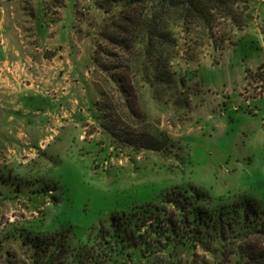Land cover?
Masks as SVG:
<instances>
[{"label": "rangeland", "instance_id": "rangeland-1", "mask_svg": "<svg viewBox=\"0 0 264 264\" xmlns=\"http://www.w3.org/2000/svg\"><path fill=\"white\" fill-rule=\"evenodd\" d=\"M96 2H0L3 189L19 181L24 191L56 185L55 198L2 201L0 240L12 225L66 228L73 239H85L113 213L186 184L216 203L247 196L264 208V0H240L234 19H216L212 36L222 48L213 39L184 44L185 35L175 29L182 53L171 60L174 83L154 81L139 46L128 53L106 41L102 30L110 14ZM96 49L110 70L93 61ZM15 96L29 119L6 127L4 116L13 110L4 112V103ZM106 124L117 128L115 139ZM155 128L170 139L164 150L123 141L126 132ZM17 132L19 139L12 136ZM252 239L264 243V234L229 246ZM0 246L15 254L8 257L13 264H32L17 242ZM4 259L0 253V264Z\"/></svg>", "mask_w": 264, "mask_h": 264}, {"label": "trees", "instance_id": "trees-1", "mask_svg": "<svg viewBox=\"0 0 264 264\" xmlns=\"http://www.w3.org/2000/svg\"><path fill=\"white\" fill-rule=\"evenodd\" d=\"M95 1L110 14L102 30L106 41L128 53L139 46L138 53L150 60L154 81L159 83H174L171 60L182 53L175 29L185 35L184 44L188 41L204 44L206 39H213L216 19H234V6L240 2ZM194 36L198 39L192 40ZM221 41L219 44L213 39L214 46L222 48ZM97 53L96 49L93 61L106 71L110 70L99 63ZM195 57L191 54L190 60ZM180 83L183 85L184 79H180ZM96 108L103 110L104 119L111 121V114H107L105 108ZM103 128L116 138L115 126L106 124ZM124 137L123 141L136 149L164 150L170 145L168 135L158 128L126 132ZM3 186L4 174H1L0 204L4 200L15 202L24 196L30 202L42 195L55 198L52 193L56 185L53 184L31 186L26 191L21 181L7 191ZM254 233L264 234V208L256 200L238 196L225 203H216L207 192L186 184L173 186L150 200L113 213L106 225L89 228L85 239H73L66 228L46 231L33 225H12L4 232L0 243L17 242L29 251L32 264H264L263 242L252 239L229 246ZM0 253L5 256V264H13L8 257L15 254L7 247L0 246Z\"/></svg>", "mask_w": 264, "mask_h": 264}, {"label": "crops", "instance_id": "crops-1", "mask_svg": "<svg viewBox=\"0 0 264 264\" xmlns=\"http://www.w3.org/2000/svg\"><path fill=\"white\" fill-rule=\"evenodd\" d=\"M1 1H3V0H0V2ZM8 59H9L8 54H6L4 52V66L8 64ZM17 98L15 96L14 101H7V103H9V104L4 103V112L8 109L13 110L12 112H8V114L4 116V126H6V127L9 125V126H13L15 128V127H17V124H19V122L29 119V116L27 117V115H29V114L26 115L25 110H24V112H22L23 111L22 110L23 105L18 104L19 102H17ZM10 103H12V105H10ZM31 123H32V121H31ZM6 127L4 128V134H5V129H7ZM9 133H10V131H9ZM20 134H22V133L17 132V133H15V135H12V136L15 137L16 139H19Z\"/></svg>", "mask_w": 264, "mask_h": 264}]
</instances>
